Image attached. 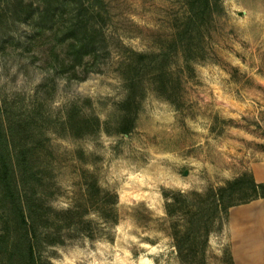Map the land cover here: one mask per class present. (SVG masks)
Here are the masks:
<instances>
[{"label": "rangeland", "instance_id": "1", "mask_svg": "<svg viewBox=\"0 0 264 264\" xmlns=\"http://www.w3.org/2000/svg\"><path fill=\"white\" fill-rule=\"evenodd\" d=\"M20 1L0 7V114L41 177L38 264H185L187 208L168 214L165 192L194 199L264 162V0H103L104 49L63 74L67 43ZM229 212L207 264H235ZM15 226L0 190V264H25Z\"/></svg>", "mask_w": 264, "mask_h": 264}, {"label": "trees", "instance_id": "2", "mask_svg": "<svg viewBox=\"0 0 264 264\" xmlns=\"http://www.w3.org/2000/svg\"><path fill=\"white\" fill-rule=\"evenodd\" d=\"M0 0V7L3 2ZM39 10L31 4L24 5L26 16L17 13L19 19H31V26L37 35L50 30L56 43H67L65 59L59 64L60 73L75 71L81 67L89 71V67L99 57L104 49L105 3L103 0H40ZM23 0L20 1V5ZM210 5V0H206ZM193 4L192 9H194ZM15 13V14H16ZM198 17L191 14L188 26ZM58 61V54H53ZM89 59V60H88ZM91 60H93L91 62ZM129 127H124L122 133H128ZM0 114V190L5 199L11 201V214L15 229L21 234L16 244L25 264H38L35 252L36 220L41 206V197L37 186L41 181L38 172L33 169L31 160L25 149L10 148V138ZM196 198L177 191L173 200L165 192L166 211L171 214L175 203L181 202L187 208L184 229L175 235L174 246L179 260L185 264H207L205 250L209 246V237L213 231V223L219 215L228 214L233 206L248 203L252 200L264 198V182H257L252 175L243 174L227 181L216 189L211 188L206 193L194 192ZM71 211V210H69ZM113 223H117V213L112 207ZM72 226L77 222L71 220ZM89 236L93 237L90 233ZM197 248L202 253H197ZM186 249L193 250L186 253Z\"/></svg>", "mask_w": 264, "mask_h": 264}, {"label": "crops", "instance_id": "3", "mask_svg": "<svg viewBox=\"0 0 264 264\" xmlns=\"http://www.w3.org/2000/svg\"><path fill=\"white\" fill-rule=\"evenodd\" d=\"M257 182H264V162L252 168ZM231 251L235 264H264V198L230 208Z\"/></svg>", "mask_w": 264, "mask_h": 264}, {"label": "water", "instance_id": "4", "mask_svg": "<svg viewBox=\"0 0 264 264\" xmlns=\"http://www.w3.org/2000/svg\"><path fill=\"white\" fill-rule=\"evenodd\" d=\"M185 174H188V171H185Z\"/></svg>", "mask_w": 264, "mask_h": 264}]
</instances>
